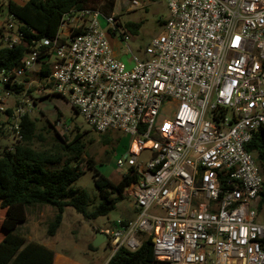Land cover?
Instances as JSON below:
<instances>
[{
  "label": "built area",
  "instance_id": "1",
  "mask_svg": "<svg viewBox=\"0 0 264 264\" xmlns=\"http://www.w3.org/2000/svg\"><path fill=\"white\" fill-rule=\"evenodd\" d=\"M163 1V31L145 48L151 60L131 55V69L116 46L130 50L119 15H65L55 39L27 51L20 67L0 70L4 88H26L0 94V131L9 150L21 142L22 119L36 108L29 75L47 61L49 78L38 84L44 94L69 98L95 133L119 131L131 141L116 167L123 175L134 170L125 197L135 220L101 231L111 258L151 239L161 264H264V174L248 149L264 128V0ZM22 43L7 13L0 44Z\"/></svg>",
  "mask_w": 264,
  "mask_h": 264
},
{
  "label": "trees",
  "instance_id": "2",
  "mask_svg": "<svg viewBox=\"0 0 264 264\" xmlns=\"http://www.w3.org/2000/svg\"><path fill=\"white\" fill-rule=\"evenodd\" d=\"M84 9L98 10L109 16L115 10V0H28L25 3L9 1L8 15L14 17L18 23L23 43L13 49L0 44V70L11 71L20 67L27 51L42 40H53L57 37L65 15ZM124 29L131 35H138L141 24L128 23ZM46 56V48L42 47L41 58ZM41 62L39 81L44 83L49 78L50 65L47 61ZM5 89L14 95L26 91L24 85L7 86ZM27 96L38 106L39 101L57 95L43 94L37 99L34 89H29ZM39 121L40 117H36V113H27L21 122V142L11 150L7 146L0 154V209L5 211L1 223L5 235L0 243V264H53L52 251L36 243L25 245L24 236L18 232L27 221L30 207L49 206L55 210V216L47 228V236L53 237L61 227L68 208L74 209L87 222L106 217L124 200L125 189L136 179L134 170L130 169L127 174L121 175L118 184H114L96 170L95 186L100 204L93 212H88L90 198L76 185L84 174V163L87 169H96L94 161L88 159L86 162L84 159L87 148L85 134L91 131L67 127L65 135H61L50 122L39 128ZM67 133L73 136L68 138ZM1 136L6 135L0 131ZM48 136H51L54 144L50 147L44 146V149L38 147L48 141ZM101 138L103 144L110 141L108 137ZM248 149L264 174V128L253 137ZM263 207L264 181L259 211ZM89 247L90 250H96L93 245ZM107 264L161 263L155 259L152 240L149 239L137 251L119 249Z\"/></svg>",
  "mask_w": 264,
  "mask_h": 264
},
{
  "label": "rangeland",
  "instance_id": "3",
  "mask_svg": "<svg viewBox=\"0 0 264 264\" xmlns=\"http://www.w3.org/2000/svg\"><path fill=\"white\" fill-rule=\"evenodd\" d=\"M9 1L21 3L20 0H0V9H3L4 14L6 13V8ZM138 1L141 7L134 9L131 8V6L127 4L126 1L115 0V10L113 12L114 14L119 15L118 19L123 26L128 23L141 24V29L138 35H131L130 41L127 42L130 50H124L123 46L120 47L119 41L116 43V46L118 48H122L123 50L119 56V59L127 65L128 69L133 67V64L129 63L131 55L144 62L151 60V58L145 54V48L155 37L162 33L164 21L168 17V9L165 1ZM39 69L40 67L37 66L35 70H33V72H31L29 75V79L32 82L30 86H32L31 89H34V95L37 97V99H40L44 94L43 87H40L41 89L38 88V84L43 83L42 81H39V75L41 73V71H38ZM6 92L7 90L0 83V94L5 95ZM16 101L17 98L11 96L9 97L7 103L9 106H13L15 105ZM34 110L35 111L33 115L36 113V117H40V121L38 122L39 128H42L47 122H50L57 127L61 135H65L64 132L66 131L67 127L70 129L79 127L82 131H91L90 133L85 134V144H87V148L84 159L85 161L88 159L94 161L96 169H87L86 163H84L82 166V171L84 170V174L81 176L76 186L88 194L90 198L88 212H93L100 204L99 193L95 186V172H100L112 183L118 184L121 181V175L123 174L116 167V162L118 159L124 157L127 154L131 143L130 138L123 133L114 130H109L104 134L95 133L85 123L82 116L78 113V110L70 103L69 98L52 96L51 98L39 101L38 106H36ZM59 114L60 120H58ZM67 136L68 138H71L73 135L67 133ZM101 136L108 137L110 140L109 143L103 144ZM53 144L54 141L52 140L51 136H48V141L38 147H43L44 149V146L50 147ZM10 145L11 143L9 138L0 137V154H2L3 149ZM67 211L69 213H73V215L76 217L78 216V221H76V218L69 217V214H66L65 217L67 218V228L70 226L72 228L68 231L69 234L72 233L71 237L75 239V244L80 246L84 245L82 247L88 246L87 249H90L89 246H92L95 240V233L97 231L94 228H99L102 229L101 231H104L105 229H111L114 222L117 220H135L134 212L131 209V201L126 197L108 216L97 218L91 222H87L72 208H68ZM40 214V222L35 223H37V231L39 235L43 236L47 224L46 220L49 218V213L44 211L40 212ZM29 215L31 217V213ZM259 221L264 224V207L259 211ZM47 237L51 238L49 236ZM42 239L46 240L47 238L44 237ZM88 251L94 252V259L96 257L101 258V261L98 264H106L112 255V251L107 246V243L103 244L99 248H96V250ZM94 259L92 257L91 261L93 262Z\"/></svg>",
  "mask_w": 264,
  "mask_h": 264
},
{
  "label": "crops",
  "instance_id": "4",
  "mask_svg": "<svg viewBox=\"0 0 264 264\" xmlns=\"http://www.w3.org/2000/svg\"><path fill=\"white\" fill-rule=\"evenodd\" d=\"M7 13H8L7 8H6L5 14L3 12V9H0V23H3V21L6 19ZM3 121H5V118L0 117V123H3ZM5 137L8 138V135H6ZM44 211L49 213V218L48 220H46L47 224L44 230L45 233L43 236H40L37 231V223L35 222H38V223L40 222L39 221V216L41 215L40 212H44ZM30 213H31V217L29 215ZM67 213L69 214V217L76 218V221H78V216L76 217L75 215H73V213L71 212L69 213L66 210L62 225L57 231L56 235L51 238H48L47 228H48V224L52 221L53 217L55 216V210L49 206L30 207L27 211V221L21 226V228L18 229V232L22 236H24L25 241H26L25 245L36 243L52 251L54 254L53 264H98L101 261V258L96 257L94 259V256H95L93 255L94 252L88 251L90 250V249H87L88 246L82 247L84 245L80 246L78 244H75V239L71 237L72 233L69 234L68 232L72 228L71 226L67 228L68 226L66 222L67 218L65 217ZM4 217H5V211L0 209V243L4 240V235H5L1 229V223ZM94 229H96L97 231L95 233V237L97 233H102L101 232L102 229H99V228H94ZM44 237L47 239L46 240L42 239ZM92 257L94 259L93 262L91 261ZM86 259H89V260H86ZM109 260L110 259H108V262Z\"/></svg>",
  "mask_w": 264,
  "mask_h": 264
},
{
  "label": "water",
  "instance_id": "5",
  "mask_svg": "<svg viewBox=\"0 0 264 264\" xmlns=\"http://www.w3.org/2000/svg\"><path fill=\"white\" fill-rule=\"evenodd\" d=\"M107 238L103 233H97L95 240L93 242V247L94 248H99L103 244H106Z\"/></svg>",
  "mask_w": 264,
  "mask_h": 264
}]
</instances>
